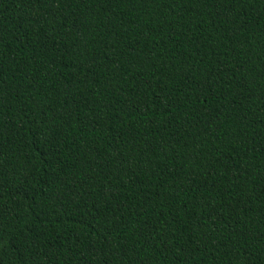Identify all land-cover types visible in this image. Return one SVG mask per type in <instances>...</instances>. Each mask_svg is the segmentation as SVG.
I'll return each mask as SVG.
<instances>
[{
    "label": "trees",
    "instance_id": "1",
    "mask_svg": "<svg viewBox=\"0 0 264 264\" xmlns=\"http://www.w3.org/2000/svg\"><path fill=\"white\" fill-rule=\"evenodd\" d=\"M0 264H264V0H0Z\"/></svg>",
    "mask_w": 264,
    "mask_h": 264
}]
</instances>
